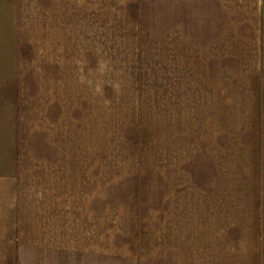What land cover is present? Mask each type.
<instances>
[{
    "label": "crops",
    "instance_id": "0c3cea01",
    "mask_svg": "<svg viewBox=\"0 0 264 264\" xmlns=\"http://www.w3.org/2000/svg\"><path fill=\"white\" fill-rule=\"evenodd\" d=\"M250 1L18 0L0 172L20 142L28 193L0 200V264H264V14ZM116 75L153 78L139 150L95 96L67 108Z\"/></svg>",
    "mask_w": 264,
    "mask_h": 264
},
{
    "label": "rangeland",
    "instance_id": "374dc122",
    "mask_svg": "<svg viewBox=\"0 0 264 264\" xmlns=\"http://www.w3.org/2000/svg\"><path fill=\"white\" fill-rule=\"evenodd\" d=\"M250 2H253L252 0ZM242 11L244 13H252L254 15L255 12L258 14H264V0H262V4L260 7L251 6V8H248L247 4H242ZM17 13H18V0H0V94L7 93L8 89L11 87L10 82L12 83V79L14 78V70L7 68L6 62L8 59V51L11 45V38L13 37L14 33L16 32V21H17ZM13 39V38H12ZM117 71V70H116ZM122 72H134L136 74L137 71L142 72V70H120ZM11 79V80H10ZM104 80H109V82H104ZM136 80V84H130L127 83L128 81ZM151 82L147 84L148 82ZM146 87H149L150 89H155V85L153 84V78L145 80L144 76L131 77V76H123V75H116L113 82H110V79H99V82L93 86L92 88H89L87 91H85L81 95H76L70 98L67 103V108L73 111L74 103L76 97L77 101V107L75 111L79 108V100L81 98L82 101H84L85 97H94L93 99V105L94 107H97L100 114L101 113H107L111 111H116V132L122 135L127 141L130 142L131 148H133V145L135 144V140L132 138L133 134L139 138L138 142V150L140 149L139 143H141L140 136L142 134H146L143 131V128L149 129V127L153 128V121L146 122L145 119L148 118L150 120H154V118L157 116L155 112V101H147L145 99V90ZM136 94V96L139 95V99H134V97H129V100H123L122 94ZM0 95V96H1ZM147 101V102H146ZM6 102H2L0 100V104ZM84 104L89 105L90 101H84ZM137 104H138V110H137ZM141 104H143V107L146 108L147 114L142 109ZM73 111V112H75ZM99 114V128L104 124H101L102 121L107 120L106 114ZM121 123V125H120ZM9 125V120H8ZM149 127H148V126ZM119 128L121 130H119ZM150 130V129H149ZM136 132V134H135ZM2 134L4 139H2ZM8 135L7 132V125L5 126V123L0 121V141H1V149H0V160H2L5 157L9 156V152L11 149V144L9 141L5 139ZM19 138H22V134H19ZM120 145V144H119ZM124 146H122L123 148ZM27 156V150L21 148L20 142L18 146V159L16 162V170L14 174H7L5 175V166H3V163L1 164V167L3 166L2 172H0V200L2 204L4 205H14L16 203L21 204L24 196L28 193L25 192L22 194L23 188L21 185L22 182V176L24 174V164L25 161L23 157L26 158ZM124 159V168L128 169L130 167V163L126 158ZM121 165H123V161L121 160ZM41 173V171H40ZM127 174V172H125ZM30 185V183H28ZM26 186V185H25ZM26 189V188H25ZM120 190L115 192V199L116 204L122 200V197L120 195ZM7 217H10V208L8 209V212L6 213ZM0 222L2 220L0 219ZM8 222H10L8 220ZM3 223V222H2ZM5 240L4 237L0 238V241ZM0 251H2V248L0 246Z\"/></svg>",
    "mask_w": 264,
    "mask_h": 264
}]
</instances>
